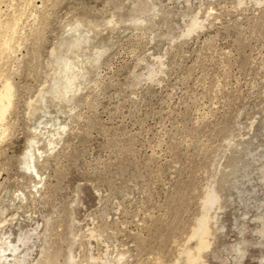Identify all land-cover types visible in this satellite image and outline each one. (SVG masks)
Here are the masks:
<instances>
[{"label":"rangeland","instance_id":"1","mask_svg":"<svg viewBox=\"0 0 264 264\" xmlns=\"http://www.w3.org/2000/svg\"><path fill=\"white\" fill-rule=\"evenodd\" d=\"M0 264H264V0H0Z\"/></svg>","mask_w":264,"mask_h":264},{"label":"bare ground","instance_id":"2","mask_svg":"<svg viewBox=\"0 0 264 264\" xmlns=\"http://www.w3.org/2000/svg\"><path fill=\"white\" fill-rule=\"evenodd\" d=\"M7 97V96H6Z\"/></svg>","mask_w":264,"mask_h":264}]
</instances>
